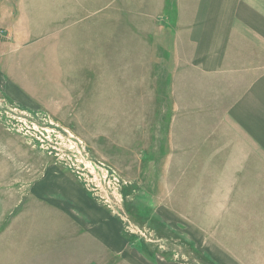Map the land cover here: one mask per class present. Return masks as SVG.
Returning a JSON list of instances; mask_svg holds the SVG:
<instances>
[{
    "label": "crops",
    "instance_id": "1",
    "mask_svg": "<svg viewBox=\"0 0 264 264\" xmlns=\"http://www.w3.org/2000/svg\"><path fill=\"white\" fill-rule=\"evenodd\" d=\"M26 2L0 0V32L11 29L14 37L7 53L25 39ZM166 2L158 5L168 10L164 22L153 5L143 6L138 11L150 18L144 29L133 24L120 38H107L106 0L97 7L98 38L87 33L96 7L77 17L67 11L66 32L68 38L75 33L74 55L98 58L100 68L119 55L152 74L162 61L173 103L168 146L178 158L164 163L169 196L157 213L183 222L180 231L205 258L155 255L88 188L50 165L25 189L24 208H0V264H264V0ZM56 11L52 23L59 26L63 17ZM130 100L113 103L148 109L151 103Z\"/></svg>",
    "mask_w": 264,
    "mask_h": 264
},
{
    "label": "rangeland",
    "instance_id": "2",
    "mask_svg": "<svg viewBox=\"0 0 264 264\" xmlns=\"http://www.w3.org/2000/svg\"><path fill=\"white\" fill-rule=\"evenodd\" d=\"M103 1L27 0L21 47L7 53L8 42L13 48L12 30L0 32V68L12 72L0 73V208L6 205L11 212L24 208L29 201L25 189L51 165L88 188L120 217L126 232L147 245L145 249L160 257L205 258L180 231L183 222L166 217L167 225L157 213L167 207L169 196L164 181L169 183L170 170L164 163L178 158L168 146L173 103L168 73L162 72L161 47L155 49L161 62L152 74L137 66L132 69L129 57L107 58V65L100 68L98 58L76 57L71 51L75 33L68 38L66 12L84 16L96 7L87 33L98 38L97 7ZM162 1L106 0L107 38L114 34L120 38L133 24L144 29L150 18L143 15L146 11H138L143 6L153 5L164 22L168 10L158 7ZM166 1L167 5L172 0ZM55 11L63 17L59 26L52 23ZM57 26L56 38L51 30ZM73 28L77 32V26ZM18 32H24L23 25ZM119 96L132 98V103L149 100L150 107L114 104ZM104 97L107 103L100 105ZM155 102L160 105L154 110ZM139 250L142 256L150 255Z\"/></svg>",
    "mask_w": 264,
    "mask_h": 264
}]
</instances>
